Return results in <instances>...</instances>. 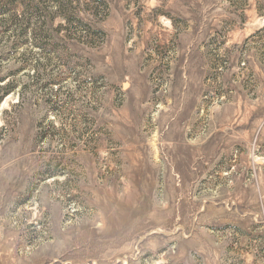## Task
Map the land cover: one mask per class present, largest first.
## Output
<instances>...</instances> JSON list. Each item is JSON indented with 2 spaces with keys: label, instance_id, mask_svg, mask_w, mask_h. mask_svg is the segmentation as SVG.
I'll list each match as a JSON object with an SVG mask.
<instances>
[{
  "label": "rangeland",
  "instance_id": "1",
  "mask_svg": "<svg viewBox=\"0 0 264 264\" xmlns=\"http://www.w3.org/2000/svg\"><path fill=\"white\" fill-rule=\"evenodd\" d=\"M0 264H264V0H0Z\"/></svg>",
  "mask_w": 264,
  "mask_h": 264
}]
</instances>
